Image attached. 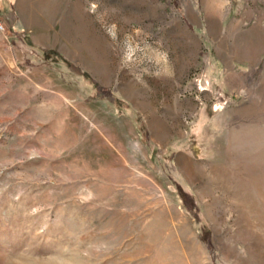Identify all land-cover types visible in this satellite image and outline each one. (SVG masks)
Segmentation results:
<instances>
[{"label":"rangeland","instance_id":"374dc122","mask_svg":"<svg viewBox=\"0 0 264 264\" xmlns=\"http://www.w3.org/2000/svg\"><path fill=\"white\" fill-rule=\"evenodd\" d=\"M88 1L0 0V264H264V0Z\"/></svg>","mask_w":264,"mask_h":264},{"label":"crops","instance_id":"0c3cea01","mask_svg":"<svg viewBox=\"0 0 264 264\" xmlns=\"http://www.w3.org/2000/svg\"><path fill=\"white\" fill-rule=\"evenodd\" d=\"M88 3V0H42V7L44 8L43 21L36 23V25L32 24L30 28L33 31H38L39 26H41L42 30L50 34L43 46L39 42H35L36 36L26 35L28 44L33 48L46 50L51 56H66L59 49L60 45L56 38L60 37V32H64L67 33L66 40H70L76 37L75 34L84 30L77 25L83 23V21H89L90 12L92 11L88 9ZM91 5H94L93 2H91Z\"/></svg>","mask_w":264,"mask_h":264},{"label":"built area","instance_id":"2783aa9c","mask_svg":"<svg viewBox=\"0 0 264 264\" xmlns=\"http://www.w3.org/2000/svg\"><path fill=\"white\" fill-rule=\"evenodd\" d=\"M4 28V26L2 25V23H0V29H3Z\"/></svg>","mask_w":264,"mask_h":264}]
</instances>
